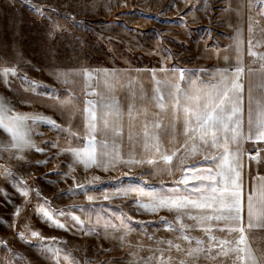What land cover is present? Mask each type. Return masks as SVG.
I'll return each instance as SVG.
<instances>
[{"label": "rangeland", "instance_id": "obj_1", "mask_svg": "<svg viewBox=\"0 0 264 264\" xmlns=\"http://www.w3.org/2000/svg\"><path fill=\"white\" fill-rule=\"evenodd\" d=\"M29 2L39 6L43 15L26 6L22 0H0V69L16 70L15 76L9 72L8 84H11V94L19 108L24 114L51 118L61 127L70 129L75 137L83 138L87 135L84 120L87 101L99 104L102 98L118 100L124 112L121 138L117 140L120 159H152L159 163V168L147 164L125 165L120 159L115 167H108L107 170L95 166L86 168L82 163L73 164L71 153H56L68 147L82 148L85 142L75 137L66 138V133L38 123L33 134L35 144L43 148V152L25 150L10 159H0V169L14 173L20 183L41 193L40 197H35L33 191L27 197L20 195L13 187L10 176H0V189L5 193L0 195V218L12 225L9 228L7 224H0V264H56L55 259L49 261L44 258L36 247V237H30L27 243L19 239L17 234L25 233V225L32 231L38 230L48 240L55 238L54 246L64 250L59 264H72L73 259L75 264H129L132 249L106 237L101 227H97L98 234H85L79 226L66 230L46 224L35 210L37 204H43L45 199L49 202L46 207L51 210H63L85 221L91 218L92 224H85V228L95 224L96 214L101 213V208L106 210L102 215L116 223L112 212L122 211L131 217L132 227L137 230L130 233L128 241L132 245H144V250L139 253L141 257L151 255L147 249L155 247L156 240L173 239V233L161 224L147 222H158L162 217L174 221L176 213L167 209L157 213L139 210L133 203L136 193L112 195L109 200H105L104 195L114 193L117 187H136L139 181L145 182L144 186L157 188L163 182L165 188H172L173 181L181 177L183 164L180 161L192 164L206 154L201 152L185 158L181 149L173 157L172 164L168 165L160 161V154L154 148L146 151L143 145L158 144L162 153L171 155L184 144L186 138L182 134L181 123L175 122L173 131L171 112L161 113L151 99L152 91L156 80H164L168 78L166 73L180 69L194 70V79L198 77L217 82L219 77L204 75V72L215 73L214 69L210 62L197 60L194 49L199 39L215 44L229 40V29L224 25L225 0ZM243 9L248 63L264 67V60L258 58L264 54V3L244 0ZM250 50L257 55H249ZM54 73H61V78L57 79ZM111 73L117 74L115 79L106 76ZM153 73L156 75L153 76ZM25 75L49 87L28 91L27 81L22 80ZM174 82L182 88L191 87L178 79ZM207 86L200 85L202 88ZM66 101L70 103L65 104ZM128 106L134 108L132 118L127 112ZM155 123H160L161 128H154ZM97 139L111 142L112 133L98 132ZM47 141L56 143L57 147H52ZM246 155L250 157L252 154ZM260 156L259 162L250 158L245 160L248 173L264 172V148L260 150ZM49 157L54 158L46 164L35 163ZM69 164H73L71 170ZM168 167H172L171 175L168 174ZM57 172L66 175L62 178ZM76 185L88 187L82 190ZM88 197L94 199L90 201ZM26 200L30 202L23 213L17 215L16 207L25 205ZM60 221L63 223L65 218L60 217ZM136 221L145 223L141 225ZM184 222L193 223L187 219ZM214 234L221 238H238L235 233L232 236L221 232ZM148 235L155 239L148 240ZM191 235L205 238L200 229L192 231ZM246 235L254 250L264 248V230L250 231ZM161 247L167 248V245ZM65 255L69 257L67 260ZM180 258L177 256V259ZM195 264H231V261L223 257L209 260L201 256Z\"/></svg>", "mask_w": 264, "mask_h": 264}, {"label": "snow or ice", "instance_id": "obj_2", "mask_svg": "<svg viewBox=\"0 0 264 264\" xmlns=\"http://www.w3.org/2000/svg\"><path fill=\"white\" fill-rule=\"evenodd\" d=\"M22 2L43 15V10L39 6L32 5L29 0H22ZM257 2L264 3V0H257ZM251 28L252 25H250V31ZM249 43L251 45V42ZM241 44L242 42L237 39L236 49L238 52L241 49ZM249 55L256 56L257 53L250 50ZM258 58L264 60V54H260ZM227 59L225 57V60ZM9 72L12 76L16 75L15 69H0V82L10 83L7 79ZM243 72L242 61L238 59L234 71L229 72V69L226 68L212 74L204 72V75L219 77L216 83L200 80L198 77L194 79L196 72L188 69H180L171 74L166 73L168 78L155 81L156 87L152 91V101L161 113L171 112L173 131L175 130V122L181 123L182 134L186 139L184 144H181L171 155L162 153L158 144L150 146L145 143L144 149L148 151L150 148H154L155 152L160 154V161L167 162L168 165L172 164L173 157L181 149L184 150L185 158L201 152L206 154L203 155L202 159L192 164H187L181 160L180 163L183 164L181 177L179 180L173 181L174 187L172 188H165L163 182L157 188L151 185L144 186L145 182L139 181L136 187H117L114 193L104 195V199L109 200L112 195L127 196L130 193H136V199L133 203L137 209L151 213L167 209L176 213L174 221L162 217L158 222H147L149 224H161L173 233V239L156 240L155 247L147 249L152 253L151 255L141 257L139 253L144 250V245H132L128 241L130 233L137 230L132 227L131 217L122 211L119 213L112 212V217L118 222L116 223L111 218H105L102 213L106 210L101 208V213L96 214L95 224L88 228H85V224H92L91 218L85 221L81 220L80 216L66 213L63 210H51L46 207L49 204L46 199L43 204H37L35 209L37 214L44 219L46 224L57 229L70 230L79 226L85 234H98L97 227H101L106 237L116 239L121 243V246H128L132 249L130 252L132 259L129 264H195V261L201 256L209 260L223 257L230 260L231 264H264V248L254 250L246 235L247 232L255 228L264 229V187L259 189L254 187L251 192L245 189L241 163V158L244 155L241 145L244 140L264 141V104L258 105L259 111L254 120L251 99L249 98L248 131L247 133L242 132L244 125V88L240 83V77ZM54 75L60 79L62 74L54 73ZM108 75L115 79L117 74H106V76ZM155 75L156 73H153V76ZM177 79L184 81L186 85H191V87H180L179 83L174 82ZM22 80L27 81L28 91L35 92L37 88L49 87L28 79L26 75L22 77ZM204 84L208 86L200 87ZM109 90H111V85H109ZM40 95H44V93H40ZM23 102L22 100L21 103ZM68 103L70 101L65 102V104ZM87 104L88 107L84 109L87 135L81 138L75 137L70 129L61 127L51 118L17 113L9 116L8 113L13 112L10 102L4 97H0V130L11 133L9 145L6 147L18 149L20 152H23L24 148L43 152V148L32 142L31 134L35 131V126L38 123H44L51 129H58L60 132L66 133V138L75 137L77 140L85 142L82 148L59 149L57 155L61 152L71 153V156L74 157L73 164L82 163L86 168L95 166L107 170L108 167H115L117 160L120 159V145L117 140L121 138V121L124 112L119 101L115 99L102 98L99 104L90 100L87 101ZM133 111V106H128L127 112L130 118H132ZM29 121L32 123L29 124ZM153 127L160 129L161 124L155 123ZM106 131L112 133L111 142L105 139H97L98 132L103 134ZM145 136L147 137V132ZM152 139L156 138L153 137ZM46 143L51 144L54 148L57 147V144L52 141ZM256 152V156L249 158L259 162L261 159L260 150L257 149ZM52 158L54 157L35 161V163L37 165L46 164ZM21 159H23L22 156ZM120 162L125 165L141 166L147 164L152 165L153 168H159V163L152 159L133 157L120 159ZM73 164H69L70 170ZM167 170L168 174L171 175L172 167H168ZM177 170L181 169L177 168ZM56 174L61 175L62 178L66 175L59 172ZM5 175L11 177L13 187L18 190L20 195L27 197L29 192L33 191L28 185L20 183L14 173L0 169V176ZM76 187L83 190L88 185H76ZM0 195H5L2 189H0ZM33 195L40 197V190H34ZM88 199L91 201L94 198L88 197ZM145 199L147 202H144ZM29 202L26 200L25 205L16 207L15 213L17 215L22 214ZM245 211L246 223L244 222L245 216L242 215ZM60 217L65 218L63 223L60 221ZM185 219L191 220L193 223H185ZM135 223L143 225L145 222L136 221ZM0 224H7L9 228L12 226L3 218H0ZM24 227L25 233L17 234L19 239L27 243L30 242V237H36V247L41 251L44 258L49 261L55 259L56 264H59V258L64 250L54 246L55 238L48 240L38 230L32 231L27 225ZM196 229H200L206 239L192 236L191 232ZM143 231L146 234L147 230L144 229ZM214 232L227 233L228 236L235 233L238 238H221L216 236ZM147 239L152 241L155 238L148 235ZM183 242L187 243L184 244ZM161 245H167V248L161 247ZM177 256L181 258L177 259ZM68 258V255L64 256V259L67 260ZM23 260L24 258L21 257V261ZM72 264H75L74 259Z\"/></svg>", "mask_w": 264, "mask_h": 264}, {"label": "crops", "instance_id": "obj_3", "mask_svg": "<svg viewBox=\"0 0 264 264\" xmlns=\"http://www.w3.org/2000/svg\"><path fill=\"white\" fill-rule=\"evenodd\" d=\"M244 0H225V15H224V25L229 29L230 37L229 40L224 43V45L213 46L208 45L205 40L197 41L194 49L195 58L197 60H202L210 62L212 68L216 73L218 70L229 69V72L234 71L237 66V60L242 61V66L244 72L240 77V83L243 85L244 91V125L242 127V132L247 133V119L249 110V98L251 99V109L253 112V119L255 120L258 114V105L264 104V67L250 65L247 60L246 52V25L244 16ZM239 39L241 44V49L238 52L236 49V42ZM225 57L228 59L225 60ZM218 78V77H217ZM8 79V78H7ZM0 97L6 98L13 109V112L8 113L11 116L14 113L24 114L23 111L17 105L14 97L11 94V84H5L0 82ZM29 123V122H28ZM11 139V133L0 130V159H10L13 153L17 154L20 152L18 149H12L6 147L9 145ZM31 140L35 143L34 134H31ZM264 141L255 142L254 140H244L241 147L244 155L241 158V163L243 165V181L244 187L248 192H251L255 187L257 189L264 187V172H251L245 169L244 162L249 160L247 153L254 152L251 156L255 155L256 150H261L264 148ZM233 147V146H232ZM32 151L31 148H24L23 151ZM21 153V152H20ZM245 216V223L247 221L246 211L242 213ZM254 230H264L261 228H255ZM252 246V245H251ZM253 247V246H252Z\"/></svg>", "mask_w": 264, "mask_h": 264}, {"label": "trees", "instance_id": "obj_4", "mask_svg": "<svg viewBox=\"0 0 264 264\" xmlns=\"http://www.w3.org/2000/svg\"><path fill=\"white\" fill-rule=\"evenodd\" d=\"M224 43H225V42H224ZM224 43L222 42V43H217V44H215V43H213V42L210 43V41H207V44H208V45H213V46L224 45ZM211 65H212V64H211Z\"/></svg>", "mask_w": 264, "mask_h": 264}, {"label": "built area", "instance_id": "obj_5", "mask_svg": "<svg viewBox=\"0 0 264 264\" xmlns=\"http://www.w3.org/2000/svg\"><path fill=\"white\" fill-rule=\"evenodd\" d=\"M250 154H254V152H251Z\"/></svg>", "mask_w": 264, "mask_h": 264}]
</instances>
